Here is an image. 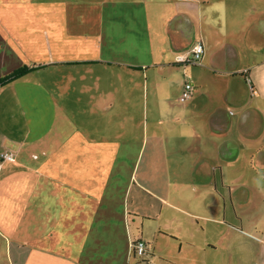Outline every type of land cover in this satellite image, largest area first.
<instances>
[{"label":"crops","instance_id":"1","mask_svg":"<svg viewBox=\"0 0 264 264\" xmlns=\"http://www.w3.org/2000/svg\"><path fill=\"white\" fill-rule=\"evenodd\" d=\"M23 65L0 264H264V220L223 218L264 190V0H0V77Z\"/></svg>","mask_w":264,"mask_h":264},{"label":"rangeland","instance_id":"2","mask_svg":"<svg viewBox=\"0 0 264 264\" xmlns=\"http://www.w3.org/2000/svg\"><path fill=\"white\" fill-rule=\"evenodd\" d=\"M223 195L225 198L224 220H231L233 212L239 220H252L256 223L264 220V190L262 188L254 187L253 191L248 193H232L231 200H228V194Z\"/></svg>","mask_w":264,"mask_h":264},{"label":"built area","instance_id":"3","mask_svg":"<svg viewBox=\"0 0 264 264\" xmlns=\"http://www.w3.org/2000/svg\"><path fill=\"white\" fill-rule=\"evenodd\" d=\"M204 51L203 43L201 40H197L194 42L190 53L187 56L178 57L177 61L181 63H187V64H196L199 62L200 57L202 56ZM192 90V85L189 82L184 83L182 92L180 95V100L184 101L187 98L190 97ZM0 159L6 160V161H13L14 155L10 152H2L0 153ZM132 249L134 254L137 256H141L145 250H146V243L142 239H137L132 243Z\"/></svg>","mask_w":264,"mask_h":264},{"label":"trees","instance_id":"4","mask_svg":"<svg viewBox=\"0 0 264 264\" xmlns=\"http://www.w3.org/2000/svg\"><path fill=\"white\" fill-rule=\"evenodd\" d=\"M32 67H29L27 65H23L15 70H13L11 73L9 74H6L2 77H0V86L9 82V81H12L14 80L15 78L19 77L20 75L28 72L29 70H31Z\"/></svg>","mask_w":264,"mask_h":264}]
</instances>
